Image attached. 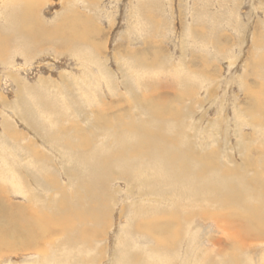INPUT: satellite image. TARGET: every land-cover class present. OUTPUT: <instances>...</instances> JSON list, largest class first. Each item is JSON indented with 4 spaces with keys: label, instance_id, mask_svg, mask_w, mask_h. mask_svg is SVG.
Here are the masks:
<instances>
[{
    "label": "rangeland",
    "instance_id": "obj_1",
    "mask_svg": "<svg viewBox=\"0 0 264 264\" xmlns=\"http://www.w3.org/2000/svg\"><path fill=\"white\" fill-rule=\"evenodd\" d=\"M13 1L0 264H264V0Z\"/></svg>",
    "mask_w": 264,
    "mask_h": 264
},
{
    "label": "bare ground",
    "instance_id": "obj_2",
    "mask_svg": "<svg viewBox=\"0 0 264 264\" xmlns=\"http://www.w3.org/2000/svg\"><path fill=\"white\" fill-rule=\"evenodd\" d=\"M4 1V0H3ZM11 1H12V4H13V0H9V2L11 3ZM22 1H24L26 4H27V6H29L30 7V4H33L34 2H35V0H22ZM19 2V1H18ZM36 2H38V0L36 1ZM16 3V2H15ZM23 3V2H22ZM5 4H6V2H5ZM23 10V9H22ZM27 12V11H26ZM21 14V17H22V21H21V23H23L24 22V26H25V28L26 29H22V28H20L19 27V30L21 31V32H23L24 34H28V33H30V29L32 30H35V27H34V24H32V22L30 23V16H27L26 15V13L25 12H23V13H20ZM32 14V13H31ZM30 14V15H31ZM20 23V24H21ZM14 24V23H13ZM18 28V27H17ZM5 38H3V39H1L0 38V44H4V43H6L7 44V41L6 40H4ZM2 46V45H1ZM0 46V47H1ZM7 46V45H6ZM3 47V46H2ZM2 47H1V49H2ZM4 48V47H3ZM0 49V50H1ZM2 55V54H1ZM176 117V116H175ZM178 117V116H177ZM163 118V117H162ZM145 127V126H144ZM156 131V130H155ZM153 134V133H152ZM2 145V144H1ZM3 148V147H2ZM139 149V148H138ZM99 153V152H98ZM156 153V152H155ZM101 160H103V159H101ZM119 163V162H118ZM9 165V164H8ZM116 166V165H115ZM134 166V165H133ZM10 170H11V168H10ZM10 170H9V172H10ZM1 171V170H0ZM177 171V170H176ZM11 174H13V173H11ZM10 174V175H11ZM17 176V175H16ZM45 178V177H44ZM77 179V178H76ZM169 179V178H168ZM15 180H17L18 181V179H16L15 178ZM15 180H13V181H15ZM9 181L11 182L12 180L11 179H9ZM38 181V180H37ZM244 181V180H243ZM27 182V181H26ZM49 182V181H48ZM164 182V181H163ZM11 184V183H10ZM16 184V183H15ZM15 184H11V185H15ZM18 184V183H17ZM16 184V185H17ZM48 185V184H47ZM50 185V184H49ZM17 187H20L19 185L17 186ZM89 187H90V185H89ZM93 187V186H92ZM173 187V186H172ZM255 187V186H254ZM245 189V188H244ZM255 190V189H254ZM20 191V190H19ZM90 192V191H89ZM31 193H32V191H31ZM257 195V194H256ZM241 196V195H240ZM253 196V195H252ZM259 196V195H258ZM6 198V197H5ZM237 198V197H236ZM243 198H245V197H243ZM258 198H260V196L258 197ZM2 199H3V197H2ZM264 199V198H263ZM245 200V199H244ZM246 200H247V198H246ZM258 200V199H257ZM1 201H3V200H1ZM260 201H261V199H260ZM260 201H259V203H260ZM257 202V201H256ZM2 205H4L3 203H1ZM214 204V203H213ZM4 207V206H3ZM227 209V208H226ZM228 210V209H227ZM1 211V210H0ZM262 211H264V209L262 210ZM24 212V211H23ZM4 213H6V212H4ZM236 213V212H235ZM10 214V213H9ZM15 214V213H14ZM30 214V213H29ZM100 214V213H99ZM229 214V213H228ZM238 214V213H237ZM251 214H253V213H251L250 212V215H249V217H246L247 218V220H251V222L252 221H255L256 222V220H254V219H256L257 218V215H256V217L255 218H253V216L251 215ZM6 215H7V213H6ZM21 215V214H20ZM33 215V214H32ZM4 216V215H3ZM3 216L1 217V214H0V220H1V218H3ZM15 216V215H14ZM13 216V217H14ZM34 216V215H33ZM37 216V215H36ZM28 217V216H27ZM38 217V216H37ZM245 217V216H244ZM15 218V217H14ZM22 218V217H21ZM21 218L19 219V220H17V221H20L21 220ZM30 218V217H29ZM231 218V217H230ZM32 219V218H31ZM234 220H235V218H233ZM241 219V218H240ZM3 220V219H2ZM38 220V221H37ZM37 220H35V222L33 223L32 221L31 222H27V219H22L21 220V222L22 221H24V225H25V227L27 226V227H30V226H32V229L31 228H29V229H31V230H34L33 228L34 227H37L36 229H38L39 231L35 234V238H34V235L33 234H28L30 237H33V239L31 238V240H34L32 243H31V245H33V243L35 242V241H40V239H43L44 238V235L49 231V229H52L53 227H50V228H46V223L43 221V220H40V218H37ZM230 220V219H229ZM238 220V219H237ZM9 221V220H8ZM11 221V220H10ZM91 221V220H90ZM231 221V220H230ZM149 222H151V221H149ZM226 224L227 225H230V222L228 221V219H226ZM4 223V222H3ZM153 223V222H152ZM220 223V222H219ZM248 223V222H247ZM247 223H245V224H247ZM10 224H12V222L10 223ZM244 224V228L243 229H241L240 231L238 230V229H236V231H235V233H233V234H230V236L232 237V238H235V236L239 239V238H241V235L243 236V240H242V242H247L248 240L249 241H253V242H257L258 240H260L261 242H262V240H264V238H262V237H264V230L262 231V226H263V229H264V223H261V222H259L258 223V225L257 226H260L259 228H261L260 230H258L257 231V229L256 228H251V227H249V225L247 224V225H245ZM144 225V224H143ZM241 225H243V223L241 224ZM1 226V225H0ZM3 226H5V225H3ZM203 226V225H202ZM6 227V226H5ZM14 227H15V225H14ZM13 227V228H14ZM157 227V226H156ZM256 227V226H255ZM1 229V228H0ZM153 229V228H152ZM4 230V229H3ZM5 230H6V228H5ZM160 229L158 228V230H156V232H158ZM22 231V230H21ZM25 231V230H24ZM28 231V230H27ZM34 231H36V230H34ZM34 231H32V232H34ZM161 231V230H160ZM163 231V234H167L166 236H167V238H170V240H173L174 238H175V231H172L171 233H170V231H169V233H165V231L164 230H162ZM262 231V232H261ZM1 232L3 233V232H5V231H0V234H1ZM54 233V232H53ZM83 233V232H82ZM14 234V233H13ZM47 235V234H46ZM18 236H20L19 235V233H18ZM18 236H17V238H18ZM27 236V235H26ZM161 237V236H160ZM20 238V237H19ZM23 237L21 236V239H22ZM27 238V237H26ZM25 238V239H26ZM20 239V240H21ZM245 239H247V240H245ZM22 241V240H21ZM4 241L3 240H1L0 241V254L2 253V251H3V249H5V248H9V249H12L13 248V246L12 245H14V244H12V245H10V243H3ZM18 242V241H17ZM24 242H25V240H24ZM29 242V241H28ZM192 242V241H191ZM13 243H14V241H13ZM30 243V242H29ZM252 243V242H251ZM37 244V243H36ZM19 245V244H18ZM22 245V244H21ZM21 245H19V247L21 246ZM34 246V245H33ZM25 248H27V247H25ZM212 248V247H211ZM22 249V248H21ZM232 249H235V245L233 246V248ZM243 251V250H242ZM7 252V251H6ZM234 252V251H233ZM244 252V251H243ZM211 253V252H210ZM244 254V253H243ZM203 255V254H202ZM231 255H234V257H231V259H233V263L234 264H237L236 263V261H234V260H237V258L235 257V254H231ZM128 256V255H127ZM217 256V255H216ZM138 257V256H137ZM239 257V256H238ZM242 257V256H241ZM67 258V257H66ZM131 259V258H130ZM156 259H157V257H156ZM240 259V258H239ZM242 259H243V257H242ZM246 259V258H245ZM133 260V259H132ZM140 261V260H139ZM154 261V260H153ZM239 261H241V260H239ZM132 263V262H131ZM229 263V262H228ZM246 263V262H245ZM223 264V263H222ZM226 264H227V262H226ZM260 264V263H259ZM262 264V263H261Z\"/></svg>",
    "mask_w": 264,
    "mask_h": 264
}]
</instances>
